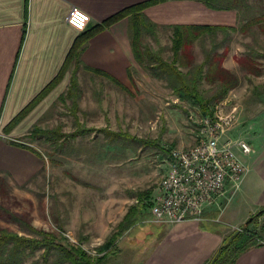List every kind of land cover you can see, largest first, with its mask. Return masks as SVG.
Returning a JSON list of instances; mask_svg holds the SVG:
<instances>
[{"label": "rangeland", "instance_id": "1", "mask_svg": "<svg viewBox=\"0 0 264 264\" xmlns=\"http://www.w3.org/2000/svg\"><path fill=\"white\" fill-rule=\"evenodd\" d=\"M239 25H242L240 21L236 26ZM246 31L204 35L183 51L189 59L195 58V64L206 63L208 55L212 58L211 64L204 67L206 77L199 82L205 96L209 97L220 85L218 75L228 76L219 72V68L228 69L238 80L237 86L209 108L212 113L221 101L230 98L224 111L227 113L237 105L238 118L228 136L244 139L253 148L249 155L237 151L249 170L231 201L225 200L230 203L228 209L226 205L221 207L227 210L223 215L232 224L228 236L240 231L251 216L264 208L260 205L264 202V180L257 169L259 153L264 150V33L257 26ZM143 43L166 60L172 59L171 26L145 33ZM251 54L255 58H249ZM137 66L133 67L136 82L125 86L126 89L78 67V94L67 100L57 97L26 128L25 134L8 137L27 141L25 135L34 124L43 129H59L65 134L82 127L94 130L76 138H65L63 150H56L44 140L34 141L30 145L42 153V157L36 155L41 162L33 171L26 172V178L0 172V228L23 234L20 229L31 223L81 246L96 258L103 255L99 248L118 230L117 225L130 213V207H137V218L139 211L149 207L145 201L150 198L137 201L132 195L152 188L151 199L155 198L168 169L169 150L193 146L200 135V119L208 114L193 102L178 98L165 80L151 76L143 65ZM209 67L212 73L208 72ZM180 69L188 71V68ZM210 73L213 81L209 80ZM101 128L117 131L122 138L111 143L107 132L99 131ZM137 220L119 236L102 264H119L118 259L123 256L128 261L132 250L123 239L142 219ZM263 220L264 216L260 217L250 229L258 232ZM121 241L123 249L118 246ZM39 254L24 264H45L42 259L36 262Z\"/></svg>", "mask_w": 264, "mask_h": 264}, {"label": "crops", "instance_id": "2", "mask_svg": "<svg viewBox=\"0 0 264 264\" xmlns=\"http://www.w3.org/2000/svg\"><path fill=\"white\" fill-rule=\"evenodd\" d=\"M144 1L148 0H0V172L26 178V172L39 165L41 159L36 154L13 144L15 139L8 137L23 134L65 93L75 67L105 71L124 87L136 82L133 67L138 63L131 43L130 19L126 17L91 37L83 46L81 61L72 62L61 81L19 123L7 129L57 77L75 40L85 30L78 31L68 23L70 9L76 6L90 15L89 29ZM145 13L162 27L235 26L239 21L235 10L212 9L197 0H167L148 6ZM257 161L259 176L264 180V150ZM229 204L221 200L206 207L201 220L175 223L154 222L150 207L139 211L137 219L141 222H136L131 234L123 239L132 251L128 261L119 257V264H207L230 233L232 224L224 216L227 210L221 209L222 205L228 209ZM260 205L264 206V202ZM124 242H118L122 249L120 244ZM235 264H264V243L248 248Z\"/></svg>", "mask_w": 264, "mask_h": 264}, {"label": "trees", "instance_id": "3", "mask_svg": "<svg viewBox=\"0 0 264 264\" xmlns=\"http://www.w3.org/2000/svg\"><path fill=\"white\" fill-rule=\"evenodd\" d=\"M163 1L167 0H148L131 5L111 15L102 23L85 29L75 40L72 50L57 77L11 121L7 129L10 130L19 123L61 81L72 62L79 63L81 61L83 46L91 37L105 27L126 17L130 19L131 43L136 61L143 65L151 76L165 80L167 86L173 90L178 98L193 102V104L201 108L204 114H208L210 105L216 100L223 99L231 88L238 85V80L229 73L228 69L219 68V72L228 74V76L218 75L220 85L216 87L209 97L205 96L199 88V82L204 76L206 77V74H203L204 67L205 64H208V66L211 64L212 58L208 55L206 63L195 64V58L193 60L189 59L187 55L183 54V51L192 46L202 36H216L219 32L227 33L229 30L239 31L240 29L248 31L253 30L257 26L264 33V0H197L212 9L235 10L242 25H239L240 27L236 25L229 27L199 24L170 25L172 29L171 49L173 51L171 60H166L161 54L152 51L151 48L143 43L145 33L154 32L157 27H162L146 15L145 9L152 4ZM256 10L258 14H256ZM251 57L255 58L252 54L249 55V58ZM180 67L188 68V71H182ZM84 68L107 77L119 87L126 89L121 82L107 72L92 67ZM77 69L78 67H75L68 92L60 97L63 100L74 98L78 94L80 86L76 74ZM208 72L212 73L210 67ZM211 73L209 80L213 81ZM92 131H94L93 128L82 127L73 133L65 134L59 129H43L41 126L34 124L25 135V138H28L27 141L13 140L12 143L42 157V153L30 145L34 141L44 140L53 144L56 150H63L62 145L65 142V138H76ZM99 131L107 132V129L101 128ZM107 135L111 143L119 142L122 138V134L117 131H108ZM159 145H156V147ZM152 192L153 189L148 188L137 191L132 196L136 197L138 201H145L150 198V200L145 201L147 206L150 207L153 202V199H151ZM137 210L135 206L130 207V213L117 225L118 230L99 248L100 253H103V255L96 258L88 255L81 246L59 238L54 232L38 229L31 223L24 222L25 226L20 229L23 234L7 228H0V264H24L29 258L36 256L38 253L40 254L39 258L36 259L37 263L39 259H42L45 264H102L112 252L113 247L116 246L119 236L137 219ZM259 211L253 215L254 219L248 226L243 225L241 231H236L225 237L223 243L207 264H235L238 257L248 248L264 243V220L258 232H253L250 229L253 223L264 216V210L262 213H259Z\"/></svg>", "mask_w": 264, "mask_h": 264}, {"label": "built area", "instance_id": "4", "mask_svg": "<svg viewBox=\"0 0 264 264\" xmlns=\"http://www.w3.org/2000/svg\"><path fill=\"white\" fill-rule=\"evenodd\" d=\"M67 21L82 31L88 26L90 15L74 6ZM230 101L224 99L212 113L200 119V135L193 146L169 150L167 172L150 206L154 222L201 220L206 207L221 200L230 202L240 189L249 167L237 151L249 155L253 148L244 139L228 136L238 118L237 105L227 113L224 111Z\"/></svg>", "mask_w": 264, "mask_h": 264}, {"label": "water", "instance_id": "5", "mask_svg": "<svg viewBox=\"0 0 264 264\" xmlns=\"http://www.w3.org/2000/svg\"><path fill=\"white\" fill-rule=\"evenodd\" d=\"M263 210H264V209H263ZM263 210L259 211V213H262ZM253 219H254V217L251 216V217H250V218L244 223V225H245V226H248V225L253 221Z\"/></svg>", "mask_w": 264, "mask_h": 264}]
</instances>
